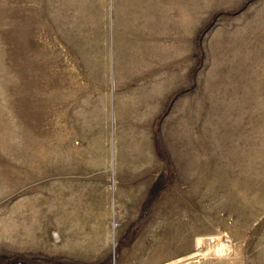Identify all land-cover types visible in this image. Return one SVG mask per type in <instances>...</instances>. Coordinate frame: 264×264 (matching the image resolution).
<instances>
[{
	"label": "rangeland",
	"instance_id": "rangeland-1",
	"mask_svg": "<svg viewBox=\"0 0 264 264\" xmlns=\"http://www.w3.org/2000/svg\"><path fill=\"white\" fill-rule=\"evenodd\" d=\"M0 264H264V0H0Z\"/></svg>",
	"mask_w": 264,
	"mask_h": 264
}]
</instances>
